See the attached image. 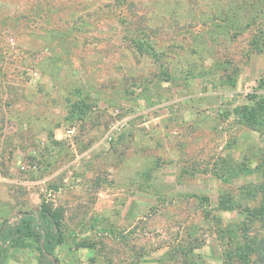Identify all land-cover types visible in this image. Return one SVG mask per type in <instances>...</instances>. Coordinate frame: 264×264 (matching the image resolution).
<instances>
[{"label":"rangeland","instance_id":"rangeland-1","mask_svg":"<svg viewBox=\"0 0 264 264\" xmlns=\"http://www.w3.org/2000/svg\"><path fill=\"white\" fill-rule=\"evenodd\" d=\"M250 1L0 0V229L48 206L55 264H239L217 203L264 190V112L234 110L264 94Z\"/></svg>","mask_w":264,"mask_h":264},{"label":"trees","instance_id":"trees-1","mask_svg":"<svg viewBox=\"0 0 264 264\" xmlns=\"http://www.w3.org/2000/svg\"><path fill=\"white\" fill-rule=\"evenodd\" d=\"M255 6H261V3L254 0L246 2L244 7ZM234 110L240 118L256 122L264 112V94H252L251 102L238 105ZM259 190L258 194V190L241 188L235 197L221 195L218 199L217 208L234 209L244 214L239 226L237 251L227 255L230 259L234 255L239 264H264V190ZM58 217V213L48 206H40L37 210L22 212L4 221L0 229V264L5 262L9 245L24 243L27 239L38 241L37 264H55L51 256H55L63 238ZM253 224H259L261 231L253 229Z\"/></svg>","mask_w":264,"mask_h":264},{"label":"built area","instance_id":"built-area-1","mask_svg":"<svg viewBox=\"0 0 264 264\" xmlns=\"http://www.w3.org/2000/svg\"><path fill=\"white\" fill-rule=\"evenodd\" d=\"M121 121L124 122V119H122ZM121 121L116 122V123L111 127V129L109 130L110 133H108V134H109V139L112 138V137H111L112 131L116 130L118 125H121V123H120ZM73 131H74L73 128L68 129V133H70V134L73 133Z\"/></svg>","mask_w":264,"mask_h":264}]
</instances>
